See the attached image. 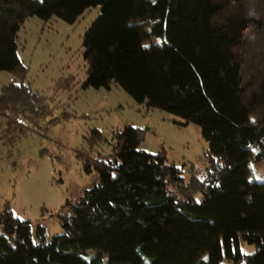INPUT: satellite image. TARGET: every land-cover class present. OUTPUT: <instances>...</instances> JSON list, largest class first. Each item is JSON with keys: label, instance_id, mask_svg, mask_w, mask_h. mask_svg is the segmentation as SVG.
I'll list each match as a JSON object with an SVG mask.
<instances>
[{"label": "trees", "instance_id": "16d2710c", "mask_svg": "<svg viewBox=\"0 0 264 264\" xmlns=\"http://www.w3.org/2000/svg\"><path fill=\"white\" fill-rule=\"evenodd\" d=\"M97 6L82 86L114 83L148 111L198 127L204 177L190 168L185 179L163 153L140 151L147 129L124 126L111 154L77 151L98 181L56 212L62 234L47 239L3 207L0 264H264V183L251 167L264 162V0H0V70L24 79L16 34L25 20L72 25ZM21 80L0 92L2 144L26 136L46 100Z\"/></svg>", "mask_w": 264, "mask_h": 264}, {"label": "rangeland", "instance_id": "374dc122", "mask_svg": "<svg viewBox=\"0 0 264 264\" xmlns=\"http://www.w3.org/2000/svg\"><path fill=\"white\" fill-rule=\"evenodd\" d=\"M99 12V6L85 10L72 25L57 18L45 23L36 17L25 20L16 34L17 57L26 68L25 77L21 80L0 70V92L21 80L32 92L46 97L26 136L11 145L0 140V211L8 205L18 220L45 227L47 239L63 233L55 217L61 206L98 181L94 171L84 172L77 151L111 154L112 132L124 126L147 129L139 150L163 153L168 164L183 170L185 179L192 168L197 176L203 172L202 155L208 143L198 127L181 126L180 118L165 111H148L114 83L109 90L82 86L88 67L82 55L83 35ZM70 78V90L54 88ZM98 129L101 142L91 144L90 133ZM251 167L253 178L264 183V162ZM240 244L242 253L254 251Z\"/></svg>", "mask_w": 264, "mask_h": 264}, {"label": "built area", "instance_id": "2783aa9c", "mask_svg": "<svg viewBox=\"0 0 264 264\" xmlns=\"http://www.w3.org/2000/svg\"><path fill=\"white\" fill-rule=\"evenodd\" d=\"M97 133H101L100 129L97 130ZM198 177H199V179H202L203 178V172H199Z\"/></svg>", "mask_w": 264, "mask_h": 264}]
</instances>
